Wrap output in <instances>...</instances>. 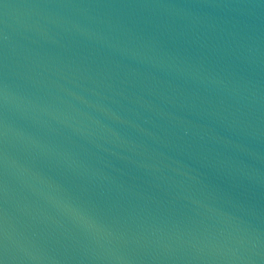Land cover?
<instances>
[{
	"label": "water",
	"instance_id": "obj_1",
	"mask_svg": "<svg viewBox=\"0 0 264 264\" xmlns=\"http://www.w3.org/2000/svg\"><path fill=\"white\" fill-rule=\"evenodd\" d=\"M0 264H264V0H0Z\"/></svg>",
	"mask_w": 264,
	"mask_h": 264
}]
</instances>
